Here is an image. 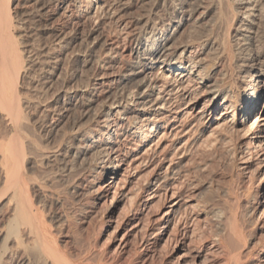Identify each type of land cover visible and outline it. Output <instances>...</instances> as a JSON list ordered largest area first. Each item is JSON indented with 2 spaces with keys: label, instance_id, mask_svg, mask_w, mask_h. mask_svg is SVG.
Returning <instances> with one entry per match:
<instances>
[{
  "label": "bare ground",
  "instance_id": "6f19581e",
  "mask_svg": "<svg viewBox=\"0 0 264 264\" xmlns=\"http://www.w3.org/2000/svg\"><path fill=\"white\" fill-rule=\"evenodd\" d=\"M21 1L0 0V123L8 128L0 131V203L6 200L8 209L1 218L0 264L11 257L13 245L32 252L37 264H82L56 248L29 198L22 135L26 105L18 81L30 60L14 32L20 27L14 7ZM31 1L37 26L49 19L43 16L51 2L53 14L66 20L60 30L41 25L43 31H56L53 43L59 47L73 43L82 19L91 25L86 40L82 37L88 46L81 63L95 62L105 72L85 88L60 85L64 95L54 99L60 115L73 107L82 111L72 124L75 144L67 150L77 162L81 155L100 156L91 168L88 192L96 202H130L113 226L112 244L124 255L135 243L142 264H156L148 257L155 254L159 264H264V0H217L209 6L197 0H154L134 15L132 0ZM194 15L201 27L187 31ZM102 21L114 26L113 36L100 35ZM46 54L40 64L56 66L60 55ZM117 66L124 70L112 71ZM97 103V126L80 133L79 125ZM222 160L229 174L221 193L199 196L192 166L204 170ZM112 221L104 220L98 237ZM33 227L38 241L32 243ZM88 259L84 264H132L124 256Z\"/></svg>",
  "mask_w": 264,
  "mask_h": 264
},
{
  "label": "rangeland",
  "instance_id": "374dc122",
  "mask_svg": "<svg viewBox=\"0 0 264 264\" xmlns=\"http://www.w3.org/2000/svg\"><path fill=\"white\" fill-rule=\"evenodd\" d=\"M132 1H131V3H132L131 9L133 10V13H132V10L130 9V12H131L130 14L134 15V14L139 13L136 11L141 12L142 10L149 8L150 5H152L154 0H144V1L143 0H140V1L139 0H132ZM197 1H198V3L202 2L203 3L202 5H204V6H206V5L209 6L211 3H213L217 0H214V1L211 0V2H210V0H197ZM194 2H195V0H194ZM53 5H54L53 2L48 4V7L46 9V11L48 13L45 11L46 12L45 16H43V18L49 17V19L48 20H46V18H44L45 20L42 19V22L39 23L38 26L35 22L36 21L35 20L36 19L35 14L32 13V12H34L32 10L35 9V5H34L33 1L24 0V1H21L20 5L17 6L18 8L14 7V9L16 10V11L14 10V13L16 14V12H17V14H18V16L14 20L18 21V23L17 22L16 23L18 26H20V27H17V29L14 32L18 36V39L20 38V40H19L21 42L20 47H22V50L24 51L23 54H24L26 60H30V64L28 66V69L24 72V74L22 76H20V79H19L20 82L18 81V85H19L18 87H19L21 96H23V98H25L27 100L26 101L24 99V103H25L24 106L26 105V107H23V110L25 109L24 114L26 116L25 117L26 120L24 119V124H26L25 125L26 127L23 126L22 135H23L24 139L26 138L25 142H26V147H27V156H26V162H25L26 167L24 165V169H26L28 172L27 173L25 170L26 175L28 176V179L31 177L30 180L27 179L29 198L31 199V202L33 201L32 203L34 205L35 210L37 211V213L39 215V218L41 220L44 219L42 221L45 222V224L47 223L45 227H46V230L48 232V235L50 236L49 238L52 240V242H54L56 248L60 249L62 254H64L65 256L67 255V258L69 260L72 259L73 262H81V263L84 261L82 263V264H84L85 262H87V259L89 257L90 258L88 260H91L92 258H94L93 260H95L100 256L101 257H104V256L105 257L106 256L107 257H111V256L112 257L113 256L114 257L115 256L123 257L124 256V257H126L127 260H131L132 264H142L143 263L142 261L144 259H143V256H141L139 253H136L135 243H131L129 245V247H130V248L128 247L129 252H127L128 250H126L124 255L121 254V252L115 247L116 245L112 244V238H113L114 231L116 228L115 225L117 226L118 223L121 221V219L124 217L123 215H125L128 212V210H129L128 207H129L130 202H125V203L124 202H118V203H116V201L113 199L111 200V198L107 199V201L102 200V201L96 202L95 198L91 195L90 192H88L89 191V185H90V182L92 180L91 178H93V176H94V172L92 171L91 168L93 166V163L95 165L98 162L100 156L98 154H91V156L90 155H81L78 159V162H77V159L74 156V152H69L67 150L68 147H71L72 145L75 144V142H74L75 140L73 137L74 131H72V124H73L74 120L80 115V113L82 111L80 109L78 111V108L73 107L72 109L70 108L67 111H64L63 115H60V110H58V108L56 109V106H58L59 103L54 98H57V97L59 98V97H62L64 95L63 94L64 91H59L61 86L64 87L63 88L64 90L65 89L67 90L68 87H69V89H72V90L85 88L87 86V84H89V81H90V83L92 82V78H95V77L99 76L100 74L102 75L105 72V70L100 69L95 62H92V63L87 64V65H85V64L83 65V63H81V62H83L82 61V59H83L82 51H84L82 49H86V47L88 46V44L85 43L86 39H85V36H83V35L84 34L86 35L87 33H89L90 32L89 29L91 30V25H89L90 28L88 29V27H89L87 25L88 21L83 22V20H85V19H82V21H81L83 24L82 23L80 24V22L78 24L80 26L79 27L80 33H78V35L76 36V39L73 41V43L69 44L70 46L67 45L66 47H62V46L59 47V46L55 45V43H53L54 32H56V31H54V30L53 31L52 30L51 31H48V30L43 31L41 29V28H43V26H41V25H44V26L49 25V27H51L53 29H57V30H60L62 28L64 29V24H66V20L64 19V17L62 15H60V13L53 14V12H54ZM163 5L164 4H162L163 8L162 7L160 8L161 16L164 14L163 9L165 6H163ZM144 6H146V7H144ZM19 8H20V10H19ZM17 10H19V11H17ZM20 11H22L23 14H21ZM31 18H34V19H31ZM156 18H158V17L156 16ZM195 18H196V15H194L193 18L190 21H188V23L186 24V30L187 31H193L196 28L198 29L201 27L197 22L196 23H195V21L193 22V20ZM24 19H25V21H24ZM29 21H31V22H29ZM190 22H191V24H189ZM30 23H33V24H30ZM192 23L193 24L195 23V24L193 25ZM51 24H53V25L51 26ZM88 24H89V22H88ZM109 24L110 23H107V21H102L101 25L99 26L100 27V30H99L100 35H102V33L104 35V36L102 35V37H104L103 39H106L107 35L109 38L110 35L112 33H114V31H115L114 26L111 24L109 25ZM188 24H189V26H188ZM104 25H106V27ZM68 27H69V29H68ZM19 28H22V29H19ZM36 28L37 29L39 28L38 31ZM66 28H67V30H70L71 26H67ZM101 28L103 30H101ZM106 28H108V29H106ZM188 28H190V29H188ZM109 31L111 34H109ZM22 32H23V34H22ZM48 34H49V36H48ZM185 34H187V33H183V35H181L179 38H182ZM111 36H113V35H111ZM82 37L85 39L84 41H83ZM23 39H24V41H23ZM23 46H24V48H23ZM52 50H53V52H52ZM50 51H51L52 56H54V59H55V57H58L60 55L59 56L60 60H59L58 64H56V66H55L54 64L51 63L52 67H50L48 65L42 66L40 64L39 60H44L45 58H47L46 53H50ZM74 51H75V53L76 52L79 53L78 56L75 55ZM80 51H81V53H80ZM73 53H74L73 56H76V57L72 56ZM54 59L52 61H54ZM75 60H76V62H75ZM54 66H55V68H53ZM119 68H121V66L120 67H118V66L114 67V68H112V71L115 72V70H116V72H120V71L124 70V68H121L122 70L120 69V71H117V70H119ZM108 71H107L108 73L112 72L111 69ZM56 79H59V80H56ZM47 83H49V84H47ZM46 85H47V87H46ZM48 86H50V88ZM45 87H46V89H44ZM81 98L84 99L83 97H81ZM27 103H28V105H27ZM99 105L100 104L97 103L95 105V109H94L95 113L92 112V114L90 116L86 117L82 121V123L79 125V127H80L79 132L80 133L85 132L86 129H88V128L97 126L96 122L99 119L97 117V114L100 112ZM47 107L49 108L48 110H47ZM54 107H55V109H54ZM54 110L55 111L57 110V112H55ZM42 113H43V115H42ZM93 113H94V115H93ZM58 117H60V118H58ZM95 118H96V120H95ZM58 122H59V124H58ZM89 122H91L93 124H91ZM4 123H2L3 125L0 123L1 124L0 125V131L2 132L3 130H6L5 132H2L5 134L7 132L8 128L6 129L7 125H4ZM85 126H87V127H85ZM12 132L13 131L11 130V133ZM12 135H13V133H12ZM11 138H12V136H11ZM27 139L29 140V143L27 142L28 141ZM63 139H64V141H63ZM57 150H59L58 153H57ZM65 151H67V152H65ZM59 152H60V154H59ZM36 153H38V156ZM28 155H29V157H28ZM54 155H56L57 157L56 156L54 157ZM64 156H67V157H64ZM96 157H98V158H96ZM67 159H70V161ZM83 160H85V161L83 162ZM81 162H83L84 164ZM217 162L210 163L209 164L210 167L208 165L207 167H205L204 170L201 169L202 167L199 168L200 164H195L194 166H192L191 172L194 171L193 172L194 179L196 180V183L199 185V190H198L199 196H205L206 194L216 195V194H218V192L221 193L220 192L221 189L225 186L224 184H226V182H227L226 177L228 178V174H229V173H227L228 170L226 169L227 168V164H226L227 161L222 160V161H219L218 163ZM90 163H92V164H90ZM65 164L66 165L69 164L66 166L67 168L65 167ZM78 164H79V166H78ZM72 168H75V169H72ZM209 169H211L212 173L209 172ZM208 172L211 174H209ZM224 174H225V176H224ZM198 178H199V180H198ZM40 186H44V187H40ZM110 200H111V202H110ZM89 202H91V203H89ZM2 203H4L3 206L1 205ZM5 203H6V200L0 203V208L4 207V209L1 208L3 211L0 209V216H1L0 217V226L3 225V221L1 218L4 219L5 216L7 215L8 209L6 208L7 206L5 205ZM65 203H67V204H65ZM5 208H6V210H5ZM4 210L6 212H4ZM1 211H2V213H1ZM45 211L47 213H45ZM3 212H4V214H3ZM72 214L73 215L76 214L75 215L76 217L73 216ZM106 218L113 220L112 224H110V226H108V229H107V232L110 234L108 236V233L106 232L105 236L100 238V237H98L99 230H100V227L102 226V223L104 222V220ZM158 226H159V224L155 225L154 232H156L159 229ZM54 232L56 233V235ZM51 233H52V235H51ZM31 235H32V236H30L31 238L29 237L31 240L27 239V241L29 240L30 242H32L33 239L35 238V236H37V232H36V229L34 227L32 228ZM111 236H112V238H111ZM99 238H100V240H99ZM35 239H36V240H34L35 242L38 241V237ZM109 240L111 242H109ZM15 250H16V252H15ZM20 250L21 249L17 250L16 247L13 245L12 250H11V257L4 258V260H2V262H1V264H4V263H6V264H23V263L24 264H27V263L37 264V260H35L36 262L34 261L35 257H33L32 252H31V254H30V251L23 253V250H21V251ZM118 252H119V254H118ZM29 254L31 256H29ZM17 255H18V257H17ZM19 255H21V256H19ZM133 255H135V257ZM24 256H25V258H24ZM156 256H158L159 258ZM129 257H131V258H129ZM148 257H150L149 258L150 263L152 261V263H156V264L158 263L159 264L161 261V259H160L161 257L157 254L151 255ZM32 259H33V261H31ZM80 259H81V261H80ZM133 259H135V260L133 261Z\"/></svg>",
  "mask_w": 264,
  "mask_h": 264
}]
</instances>
